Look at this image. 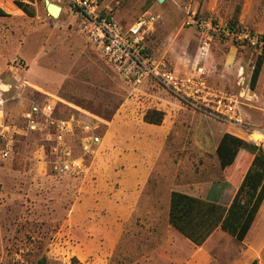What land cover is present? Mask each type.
<instances>
[{
    "label": "rangeland",
    "instance_id": "374dc122",
    "mask_svg": "<svg viewBox=\"0 0 264 264\" xmlns=\"http://www.w3.org/2000/svg\"><path fill=\"white\" fill-rule=\"evenodd\" d=\"M44 1L29 3V17L12 0H0L5 13L0 16V93L7 127L0 146L12 149L11 157L0 162V264H37L43 257L46 264H264V201L242 242L217 229L206 244L184 246L183 256L175 240L173 249L168 246L161 211L148 213L160 208L171 191L202 199L215 195L219 204H230L241 182L237 173L244 174L252 156L223 170L216 147L224 133L249 142L252 130H264V60L252 88L258 55L217 42L202 50L187 14L264 32V0H97L120 25L152 14L155 24L144 45L171 69L201 71L209 85L234 94L245 123L240 130L179 103L170 110L128 86L86 44L67 1L48 0L61 7L55 19ZM46 103L53 122L70 123L65 141L74 158L84 157L79 171H52L55 129L49 121L40 120L35 132L26 128L28 107ZM148 110L164 114L169 134L141 130ZM113 119L117 125L111 128ZM89 137L99 142L83 155L81 145ZM142 141L191 148L175 153L170 184L164 183L170 169L159 166L163 176L154 177L159 182L149 185L135 215L125 218L116 208L121 193L117 160L124 147Z\"/></svg>",
    "mask_w": 264,
    "mask_h": 264
},
{
    "label": "built area",
    "instance_id": "2783aa9c",
    "mask_svg": "<svg viewBox=\"0 0 264 264\" xmlns=\"http://www.w3.org/2000/svg\"><path fill=\"white\" fill-rule=\"evenodd\" d=\"M66 1L79 21L80 33L86 44L128 86L140 91L145 84L152 85L187 108L243 129L245 123L240 113V102L234 94L210 86L201 71L179 73L171 69L163 58H155L144 45V38L153 31L155 24L156 19L152 14H144L126 26L118 24L109 12H102L97 0ZM186 23L196 29L202 50L207 49L210 43L217 42L248 48L258 56L264 55V32H253L246 27L232 26L220 19L196 16L194 13L187 14ZM3 104L0 93V139L7 130ZM51 114V106L47 103L30 105L23 114L26 128L35 132L39 129L40 120L49 121L55 129L52 171L58 175L79 171L83 167L84 157L74 158L65 141L70 123L53 122ZM252 134L262 138L251 137L249 142L264 152V130L255 129ZM98 142V138H85L81 145L83 155L89 154L92 145ZM11 155L9 145L2 144L0 162L7 161Z\"/></svg>",
    "mask_w": 264,
    "mask_h": 264
},
{
    "label": "trees",
    "instance_id": "16d2710c",
    "mask_svg": "<svg viewBox=\"0 0 264 264\" xmlns=\"http://www.w3.org/2000/svg\"><path fill=\"white\" fill-rule=\"evenodd\" d=\"M32 1L12 0L13 4L29 17L33 16L29 6ZM0 16H5L1 8ZM228 23L236 26L232 21ZM263 60L264 55H260L255 61L250 77L252 88L257 83ZM163 116L160 111L148 110L143 115V122L160 125ZM216 155L223 170L234 168L243 158L252 156L250 165L227 207L212 200H203L180 192L170 193L168 222L196 246H201L217 228L237 242H242L264 199V152L260 148L224 133L217 144ZM37 264H46V259L41 258ZM249 264H257V262L253 260Z\"/></svg>",
    "mask_w": 264,
    "mask_h": 264
},
{
    "label": "crops",
    "instance_id": "0c3cea01",
    "mask_svg": "<svg viewBox=\"0 0 264 264\" xmlns=\"http://www.w3.org/2000/svg\"><path fill=\"white\" fill-rule=\"evenodd\" d=\"M198 43H199V40H198ZM177 72L186 73L184 71L181 72L178 70H177ZM154 89L155 88L152 85L145 84L143 87L140 88V91L142 93H147V94L151 95L153 99L159 100L161 103V104L160 103L159 104L162 106H164L163 104H168L169 106H171V107H169L170 110L176 106H179L178 102L175 99H173L171 96H169L167 93H165L162 90H158V89L156 91H153ZM117 116H119V115H117ZM162 123H163V121H162ZM162 123L160 125H151V124H147L144 122L141 130L142 131H149V130H152L151 128H155L154 130H157L160 133L162 132V134H169L171 125H169V124L168 125H164V124L162 125ZM114 125H115V127L117 125L115 119L111 120V122L109 123V126L111 128ZM110 131L112 133V130H110ZM190 148L191 147L188 145H171V144H167V143H148L146 141H142V142L135 143V144H129L126 147H124L121 150V153L118 156V160H117L118 165L120 167L118 177H119V182H120L119 184L121 186V190H120L121 193H118V202L119 203L116 207V208H118V214L124 216L125 218H127V217L129 218L132 215H135L136 208L138 207L137 205L142 201L141 196L146 195V193L149 191V185L150 184H154V183H156V181L159 182V180H155L154 177L158 178L160 176H163V172L158 174L159 173L158 171L160 170L159 166L161 167V166L165 165V168L170 169V170L166 169V174L170 178L165 179L164 183L170 184L171 182H173V180L171 179L172 178L171 176H172V167L174 165V159L176 158L175 153L184 152V151L189 150ZM197 149L199 151H204V149H202L199 146H197ZM157 165H158V167H157ZM238 170L239 169H237L235 171L237 172ZM245 172H244V174H245ZM237 174H238L237 175L238 178H240V180H242V177L244 175V174L242 175V171L241 172L238 171ZM167 175H166V177H167ZM239 184H240V182H239ZM128 185L130 187H128ZM131 185H133L134 187ZM124 190H126V191L123 192ZM171 192H173V191H171ZM175 192H178V191H175ZM180 193H183V192H180ZM183 194H186V193H183ZM186 195H189V194H186ZM189 196H192V195H189ZM193 197H195V196H193ZM210 197L211 198H205L203 200H212V201L217 202V198L215 195H211ZM197 198H199V197H197ZM200 199H202V198H200ZM263 201H264V199H263ZM263 201H262V204H263ZM169 203H170V195L165 200V202L162 204V206L160 208H157L155 210V208L151 207L150 212H148V213L150 216H152V215H158L157 213H159V211H161V214L163 216V217H161V219L164 222V224H162V225H163V228L166 232V235H168V237H169L168 242L170 244L168 246L170 249L171 248L173 249V246H174L173 241L175 240L176 243L178 244V247L180 248V250H178V252L181 254V256H183L184 253L186 254V252L184 251V246L186 248H189V246H195L196 247V245L193 244L191 241H189L187 238L183 237L179 232H177L169 224V222H168ZM262 204H261L260 208L262 207ZM260 208H259V210H260ZM261 209H263V207ZM256 215L258 216V212ZM255 224H256V216H255V219H254L252 225L255 226ZM252 225H251V227H252ZM251 227H250V229H251ZM217 229H219V228H217ZM250 229H249V231H250ZM216 230L210 234V236L206 239V241L203 244H206L208 242V240L212 237V235L214 234V232H216ZM249 231H248L247 235L249 234Z\"/></svg>",
    "mask_w": 264,
    "mask_h": 264
},
{
    "label": "water",
    "instance_id": "95a60500",
    "mask_svg": "<svg viewBox=\"0 0 264 264\" xmlns=\"http://www.w3.org/2000/svg\"><path fill=\"white\" fill-rule=\"evenodd\" d=\"M164 0H158L159 3H162ZM45 9L48 15H50L52 18H58L61 13V7L51 3L48 0L44 1Z\"/></svg>",
    "mask_w": 264,
    "mask_h": 264
},
{
    "label": "bare ground",
    "instance_id": "6f19581e",
    "mask_svg": "<svg viewBox=\"0 0 264 264\" xmlns=\"http://www.w3.org/2000/svg\"><path fill=\"white\" fill-rule=\"evenodd\" d=\"M12 7H14L16 10H18L14 5H12ZM250 137H253L255 139L262 138L261 136H259L257 134H252Z\"/></svg>",
    "mask_w": 264,
    "mask_h": 264
}]
</instances>
